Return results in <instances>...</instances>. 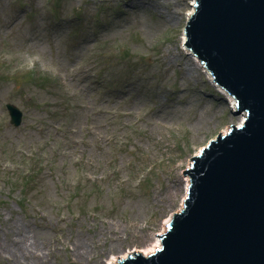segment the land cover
<instances>
[{
    "label": "rangeland",
    "instance_id": "1",
    "mask_svg": "<svg viewBox=\"0 0 264 264\" xmlns=\"http://www.w3.org/2000/svg\"><path fill=\"white\" fill-rule=\"evenodd\" d=\"M190 9L0 0V264H106L182 208L191 157L240 116L183 47Z\"/></svg>",
    "mask_w": 264,
    "mask_h": 264
},
{
    "label": "water",
    "instance_id": "2",
    "mask_svg": "<svg viewBox=\"0 0 264 264\" xmlns=\"http://www.w3.org/2000/svg\"><path fill=\"white\" fill-rule=\"evenodd\" d=\"M194 3L183 47L246 119L191 157L187 196L158 235L161 247L117 264H264V0ZM6 107L20 125L21 110Z\"/></svg>",
    "mask_w": 264,
    "mask_h": 264
},
{
    "label": "bare ground",
    "instance_id": "3",
    "mask_svg": "<svg viewBox=\"0 0 264 264\" xmlns=\"http://www.w3.org/2000/svg\"><path fill=\"white\" fill-rule=\"evenodd\" d=\"M194 4H195L194 3V0H191V9L187 13V15L191 14L194 11V7H195ZM182 40L184 41V34H183ZM182 44H183V42H182ZM187 53L190 55L191 58L194 59V61L196 62V64L200 65V68H204V66L200 63V61L197 58L193 57L194 55L192 56V54L189 53L188 50H187ZM204 72L208 76V80L216 87V89L222 94V96H224L225 99L228 100L229 107H230L231 111L233 112L235 110V107H234L235 98L232 97L231 95L227 94L224 90L220 89L219 87H217L215 85V83L212 81V76L209 74L208 70L205 69ZM245 119H246V114L245 113L240 114V116H238V119H237V124L238 125L241 124ZM227 130H228V128L225 129V131L223 132V134L227 133ZM187 176L184 178V184L182 186V188H184V192L187 191L188 185H189V178ZM167 220H169V219H167ZM166 224H167V221H165V223H164V225H163V227L161 229V232L157 233L156 234V237L151 242L147 243L143 249H140L139 251H135V252H140V253H142L145 256L150 255V254L156 252V250L158 248H160V246H161V239H160V237L158 235L159 234H162L163 232L166 231ZM23 244L24 243L17 244V246L15 248H13V250L15 251V249H19V250L22 249L21 251L24 252L25 247L22 246ZM128 255H130V253L123 254V255L118 256V257L110 258V260L107 261L106 264H117V262L121 258H126Z\"/></svg>",
    "mask_w": 264,
    "mask_h": 264
}]
</instances>
